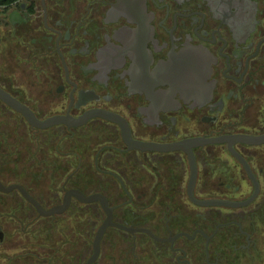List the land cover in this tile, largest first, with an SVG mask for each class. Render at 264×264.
I'll return each instance as SVG.
<instances>
[{"label": "flooded vegetation", "instance_id": "af4514ba", "mask_svg": "<svg viewBox=\"0 0 264 264\" xmlns=\"http://www.w3.org/2000/svg\"><path fill=\"white\" fill-rule=\"evenodd\" d=\"M0 182L103 195L94 264H264V0L1 5ZM107 217L0 188V257L72 264Z\"/></svg>", "mask_w": 264, "mask_h": 264}, {"label": "water", "instance_id": "95a60500", "mask_svg": "<svg viewBox=\"0 0 264 264\" xmlns=\"http://www.w3.org/2000/svg\"><path fill=\"white\" fill-rule=\"evenodd\" d=\"M10 102V101H9ZM12 103V102H11ZM17 107V109H19L20 111H22L26 116L27 118L32 121L33 123H36L38 126H47V125H50L52 123H55V122H59L60 120H62L63 118L61 117H53V118H50L44 122H41V121H37L34 116H33V113L28 110L27 108L25 107H22V106H19V105H15ZM87 119V118H86ZM80 123V120L79 122ZM0 188H2L3 190L5 191H9L11 189H14V188H18L22 191V193L24 194V196L34 202L40 212L41 215H51L53 213H59V212H63L69 205V202L71 200V197L72 195H75L76 197H78L79 199L83 200V201H91V200H100L101 203H102V206L104 208V210L108 213V217L107 219L103 222V224L100 226V228L98 229L97 231V234H96V237L94 238V241H93V253L92 255L88 258L87 260V263L86 264H94L99 255H100V252H101V243H102V239H103V235L105 233V231L107 230V227L109 225H112V222H111V209L108 207L107 205V200L106 198L101 195V194H92L90 196H86L84 195L82 192H79V191H76V190H70L67 192L66 194V198H65V203L62 205V206H57V207H54L52 209H49V210H45L43 207H41L36 201L35 199H33L24 189L23 187L19 186V185H13V186H10L8 188H5L4 185L0 182ZM199 203H202V202H199Z\"/></svg>", "mask_w": 264, "mask_h": 264}, {"label": "rangeland", "instance_id": "374dc122", "mask_svg": "<svg viewBox=\"0 0 264 264\" xmlns=\"http://www.w3.org/2000/svg\"><path fill=\"white\" fill-rule=\"evenodd\" d=\"M83 223V221H81ZM67 240L69 241V243H71L72 248L71 250H73V257L70 258L72 260H70L68 258V256L66 255V262H71L72 264H86L87 259L89 258V256L92 253V245H93V240L94 237L92 238H82L79 235H76L75 237H73L72 239H70L69 237H67ZM108 243L105 242L103 247H104V251H106L109 246ZM8 254L6 255V257H0V264H10V260L7 259V257L9 256H13L15 257L16 253L20 252V249H14V250H8ZM19 255L21 254H17V259L19 257ZM16 258V257H15ZM20 261V260H18Z\"/></svg>", "mask_w": 264, "mask_h": 264}, {"label": "trees", "instance_id": "16d2710c", "mask_svg": "<svg viewBox=\"0 0 264 264\" xmlns=\"http://www.w3.org/2000/svg\"><path fill=\"white\" fill-rule=\"evenodd\" d=\"M16 0H0L1 5H9Z\"/></svg>", "mask_w": 264, "mask_h": 264}, {"label": "built area", "instance_id": "2783aa9c", "mask_svg": "<svg viewBox=\"0 0 264 264\" xmlns=\"http://www.w3.org/2000/svg\"><path fill=\"white\" fill-rule=\"evenodd\" d=\"M1 6V5H0Z\"/></svg>", "mask_w": 264, "mask_h": 264}]
</instances>
